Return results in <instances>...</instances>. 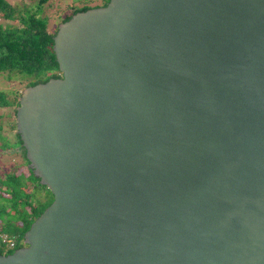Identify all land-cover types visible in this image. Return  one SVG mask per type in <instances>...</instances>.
<instances>
[{
	"label": "water",
	"instance_id": "95a60500",
	"mask_svg": "<svg viewBox=\"0 0 264 264\" xmlns=\"http://www.w3.org/2000/svg\"><path fill=\"white\" fill-rule=\"evenodd\" d=\"M52 53L14 129L53 202L0 264H264V0H107Z\"/></svg>",
	"mask_w": 264,
	"mask_h": 264
},
{
	"label": "trees",
	"instance_id": "16d2710c",
	"mask_svg": "<svg viewBox=\"0 0 264 264\" xmlns=\"http://www.w3.org/2000/svg\"><path fill=\"white\" fill-rule=\"evenodd\" d=\"M45 2L46 0H36L30 7L16 8L9 6L5 0H0V19L12 23L17 21L13 26L0 25V74L24 76L23 80H27L24 88L43 83L48 78H58V66L52 53V38L56 30L53 34L49 33L47 19L40 16ZM86 10V7L70 9L60 17L59 23L66 22L74 14ZM17 104V101L10 102L0 91V108H14ZM16 139L24 161L23 169L17 174L11 172L0 176V232L16 239V246L10 251L0 250V254L6 256L13 254L23 244L24 232L51 201L53 202L52 195L48 199L50 202H46L44 191L50 192L38 184V179L25 166V150L17 134Z\"/></svg>",
	"mask_w": 264,
	"mask_h": 264
},
{
	"label": "rangeland",
	"instance_id": "374dc122",
	"mask_svg": "<svg viewBox=\"0 0 264 264\" xmlns=\"http://www.w3.org/2000/svg\"><path fill=\"white\" fill-rule=\"evenodd\" d=\"M6 3L11 7H23L32 6L36 0H5ZM107 0H46L43 4L42 13L40 16L42 18L47 19L48 24L47 31L49 33H54L56 30L60 17L65 15L67 11L70 9H81L86 7L88 9L93 8H103L105 2ZM17 21L7 22L5 20L0 19V25L13 26ZM56 32V31H55ZM24 76H7L6 73L0 74V91H2L10 102L18 103L16 96H19L20 92L24 89V85L27 80H23ZM31 80V79H30ZM17 106V105H16ZM16 106L13 108H0V176L4 174H9L11 172L18 173L23 169V160L21 156L20 146H18V142L16 139L15 129L14 128V117ZM27 167V164L25 165ZM41 190V188L39 189ZM44 195L46 198V202L48 201L51 193L44 191ZM50 202V200L48 201ZM52 203V201H51ZM50 203V204H51ZM49 204V205H50ZM13 245L16 246V239L14 237H7ZM5 252L10 251L11 245L6 246L3 245L0 247V250Z\"/></svg>",
	"mask_w": 264,
	"mask_h": 264
},
{
	"label": "built area",
	"instance_id": "2783aa9c",
	"mask_svg": "<svg viewBox=\"0 0 264 264\" xmlns=\"http://www.w3.org/2000/svg\"><path fill=\"white\" fill-rule=\"evenodd\" d=\"M7 237H8L7 235H5L4 233L0 232V247L3 246V245H6V246H10L11 245V248H13L14 247L13 243L10 242Z\"/></svg>",
	"mask_w": 264,
	"mask_h": 264
},
{
	"label": "flooded vegetation",
	"instance_id": "af4514ba",
	"mask_svg": "<svg viewBox=\"0 0 264 264\" xmlns=\"http://www.w3.org/2000/svg\"><path fill=\"white\" fill-rule=\"evenodd\" d=\"M57 76H59V75H57ZM22 246H23V244H22L20 247H22ZM20 247H19V248H20ZM19 248H18V249H19Z\"/></svg>",
	"mask_w": 264,
	"mask_h": 264
}]
</instances>
